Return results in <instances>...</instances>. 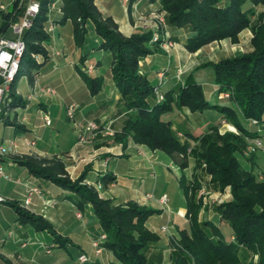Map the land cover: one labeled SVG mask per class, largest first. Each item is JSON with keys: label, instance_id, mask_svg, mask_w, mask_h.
<instances>
[{"label": "trees", "instance_id": "1", "mask_svg": "<svg viewBox=\"0 0 264 264\" xmlns=\"http://www.w3.org/2000/svg\"><path fill=\"white\" fill-rule=\"evenodd\" d=\"M38 2V13L22 33L25 50L20 69L4 97L9 99L8 104L13 108L23 105L15 92L17 79L24 70L29 72L38 66L35 55L47 57L43 45L48 43L49 34L44 30V24L48 21L51 0ZM24 9L25 0L12 1L2 13L0 33L7 31L11 23L23 16ZM58 9L59 16H53L52 21L58 24L71 21L78 44L84 39L86 21L91 20L102 39L98 49L110 53L113 81L123 105L131 111L119 135L130 136L135 143L165 152L183 170L188 165L189 142L178 139L171 122L162 120L164 113L172 111L174 106L198 112L213 109L238 131V134H221L219 125H210L200 136L188 134V138L200 143L199 149L190 154L196 165H203L204 174L210 176L211 188L223 191L229 187L231 199L214 206L219 223L212 219H199L197 210L201 203L190 196L184 174L180 175L179 185L186 200L189 226L179 230L178 238L171 240L169 264H264V175L260 179L252 167L244 169L239 159L245 151L246 138H257L260 132L245 126L244 121L255 120V126L264 122V12L258 14L254 24L251 23V17L257 10L264 9V0H160V9L167 12L168 24L189 32L185 47L190 52L225 38L235 42L243 29L251 30L250 51L198 67L212 70L218 94H228L227 104L210 102L191 75L186 78L185 85L162 91L164 97L158 99L154 88L161 89L162 83L152 84L140 74L139 60L151 54L152 46H159L161 40L152 41L151 31L129 36L121 34L110 16L105 22L101 21L94 0H60ZM79 72L90 94H97L103 78L90 76L84 69ZM2 111L1 116L5 113L4 107ZM18 163L34 176L74 192L79 209L89 203L101 227L99 235H105L101 240L103 249L111 251L120 264H151L149 249L158 242L159 236L147 228L146 221L160 210L135 201H129L125 207L114 206L111 199L99 197L94 189L83 183L85 173L71 180L58 160L43 165L45 160L37 161L30 157L20 159ZM6 203L14 208L21 222L29 223L37 230L48 231L60 244L65 241L42 216L30 213L16 202ZM224 229L229 231L228 238ZM5 263L11 264L9 261Z\"/></svg>", "mask_w": 264, "mask_h": 264}, {"label": "crops", "instance_id": "2", "mask_svg": "<svg viewBox=\"0 0 264 264\" xmlns=\"http://www.w3.org/2000/svg\"><path fill=\"white\" fill-rule=\"evenodd\" d=\"M12 1L2 0L8 8ZM95 1L98 9L111 16L126 36L141 30L138 27L140 22L132 14L135 12L133 7L137 14L146 18L151 17L152 13L163 12L160 0H132L127 6L123 0ZM58 16L57 13L54 15ZM50 22L55 28L45 45L47 57L38 56V66L29 72L25 70L17 79L16 93L21 97L23 105L5 112V118L0 121V144L15 139L20 154L60 159L72 179L85 173L86 182L100 185L101 197L123 203L135 201L160 210L146 221L147 228L159 236L158 242L150 247L148 255L151 264H169L171 240L178 238L179 230L189 226L185 196L182 195L185 204L181 206L174 200L173 193L181 191L179 177L181 174L188 176L189 167L181 170L165 152L135 143L130 136L119 135L131 111L123 105L113 81L110 53L98 49L102 39L93 24H86L84 39L80 45H76L70 21L63 24L52 20ZM164 33L174 43L173 48L165 51L156 46L151 54L140 58L139 73L152 84L164 80L161 89L166 92L178 86L175 79L177 64L188 65L192 56L210 45L189 53L185 47V41L190 36L187 30L167 26ZM238 37L250 43V29H243ZM225 57L229 56L219 54L218 58H208V61L215 62ZM88 59L91 61L87 65L94 68L87 74L103 78V85L95 95L90 94L79 72L86 67ZM203 69L209 71L206 79L200 77ZM190 75L201 85L203 94L210 102L219 103L216 98L217 86L209 67H193L185 77ZM50 89L51 92L48 91ZM70 105L74 106L73 124L66 113ZM45 114L51 118L49 125L44 123ZM161 118L171 122L180 141L188 140L189 143L193 141L187 137L188 134L197 137L210 125L220 127L224 123L222 114L216 110L204 109L198 112L176 106ZM88 121L103 124L111 122L114 137L104 136L101 130H86ZM56 127L65 128L64 135L57 136L58 131H54ZM251 128L259 129L258 137L264 136V122ZM60 140L65 141L62 143ZM29 141L33 144L30 145ZM239 159L249 163L250 167L256 166L255 162H251L253 158L240 155ZM3 165L6 174L12 179L0 178V195L3 197L0 202V264H6L5 261L11 264H115L114 255L109 250L103 249L98 256L94 254L91 241L100 234L101 227L89 203L79 209L75 204L77 196L74 192L48 179L34 176L18 163L17 157L6 156ZM174 167L179 171L178 176L169 172ZM30 186H36L40 194H33L30 203L23 206ZM228 191L226 189L224 193ZM164 194L167 197L166 204L159 201ZM7 201L16 202L30 213L42 216L65 241L60 244L48 231L37 230L31 224L21 222ZM207 212L202 219H212L219 223L214 211ZM162 226H166V231H161ZM81 254L88 255L89 260L79 262Z\"/></svg>", "mask_w": 264, "mask_h": 264}, {"label": "rangeland", "instance_id": "3", "mask_svg": "<svg viewBox=\"0 0 264 264\" xmlns=\"http://www.w3.org/2000/svg\"><path fill=\"white\" fill-rule=\"evenodd\" d=\"M27 1L28 0H25V8H26V5H27ZM59 1L60 0H51V3L48 5V8H49L48 12H47L48 21L45 22V24H44V30L48 34H51L54 31L55 25L53 24V26H50L52 24V22H50V21L53 19V16L56 15V13H60V9H58ZM123 1H124V4L126 6H127V4L130 5V3H132L131 0H123ZM94 3L96 5V1L95 0H94ZM1 6L5 7V9L2 10ZM96 7H97V5H96ZM133 8H134V11H135V12L133 11L134 13H132L133 16L137 20V22H140V23H138V27L140 26L139 28L141 29L140 32L151 31L152 34H153L152 41L161 40L160 43H159V47L163 48L165 51H169L170 48H173L174 43H171L169 38H168V35L164 33L165 28L167 26H170L168 24V22H167V12L162 10L163 12H161V13H152L150 15L151 17H149V18L147 17L146 18L144 15L137 14L135 7H133ZM7 9H8V7L6 6V4L3 3L2 0H0V24L3 21L2 13L4 11H6ZM97 9H98V7H97ZM98 11L100 13L101 21L105 22L106 18L109 15L102 13L99 9H98ZM262 11L264 12V9L263 10H261V9L257 10V13L254 16L251 17V23L252 24H254L257 21L258 14L260 12H262ZM21 19H22V16L20 18H18L16 21H14L13 23L19 22ZM113 21H114V19H113ZM87 23L93 24V22L91 20H88L85 23V27H86ZM117 26H118V24H117ZM72 28H73L74 43L76 45H80L82 42H80L78 44V42L76 41V38H75V35H74L73 24H72ZM9 29H10V26L7 29V31H5L4 33H0V34L1 35H6L7 37H12ZM247 29H249V28H247ZM118 30H119V27H118ZM119 32H121V31L119 30ZM121 34H123V33L121 32ZM251 34H252V32H251ZM222 40H224V39H222ZM222 40L213 41V42H211L209 44H206V45H210V46H208L205 49H202L201 51H198L199 49L196 50V51H198L197 55L192 56L193 59L188 65H184V63H178L177 64V66L175 68L176 69L175 70V79H176V82H177L178 86L179 85L180 86L185 85V81H186V78H187V77H185L186 73L189 72V70H191V68H193V67L198 68L199 66H201L204 63L211 62V61H208L209 60L208 58H212V59L218 58L219 54H224V55H227V56L231 57V56H234L235 54H240V53L248 52V51L251 50V44L246 42V41H244V40L241 41V39H239V37H237V41H235V42L232 41L229 38H225V40H227V42L221 43L220 41H222ZM241 42H242V44H240ZM45 45L46 44H44L43 46L46 48ZM206 45H204V46H206ZM155 47L156 46H152L153 49ZM196 51H194V52H196ZM189 53H190V51H189ZM38 56L39 55H35L34 58L37 59ZM105 58L102 59L103 62H104ZM89 59L87 60V63H85L86 67L83 68L84 72H86V73H90L93 70V68H94V66H92V65H87L91 61ZM110 59H111V57H110ZM92 62H94V61H92ZM19 69H20V67H19ZM24 72H25V70H24ZM208 72H209L208 69H203V71L200 72V77L203 78V79H206L208 77V74H209ZM16 75H15V77H16ZM160 82H162V84H163L164 80H162V81L160 80ZM10 86H11V84H10ZM10 86H9L7 91H9ZM48 91L51 92L52 90L50 89ZM15 92H16V85H15ZM154 94H155V97L157 96L158 99L159 98L163 99V97H164V94L162 93V89H160L159 87L154 88ZM227 96H228L227 93L226 94H220V95L218 94V95H216V98H218L219 103H226L227 104L228 103V97ZM4 97H5V95H4ZM4 97H3V101L1 103L0 121H1L2 118H5L4 117L5 113H4L3 116H1V113L3 112L2 111L3 107L5 108V112L6 111L10 112L13 109V107H10L9 104H8L9 103V99L8 98L4 99ZM69 109H71L73 111L72 112V117H69L68 115H67V117H68V120L71 122V124H73L74 121L72 119L74 118V106L70 105L68 107L67 111ZM7 119L9 120V117ZM222 122H224V123H221V125L219 127V132L221 134L225 133V132H232V133L238 134V131L236 130V128L230 122H228L225 119ZM248 122H251V124L253 125L255 120H253V121H250V120L249 121H244V125L247 126L248 128H251L252 126L249 125ZM89 123H94V127H92V128L90 127L89 128ZM256 123H257V121H256ZM111 124H112L111 122L108 123V124H103V123H97L95 121H88L86 126H85V129L86 130H93V131L101 130L104 136L113 138L114 135H115V132L112 129ZM107 126L110 127V130H111L110 134L105 129ZM254 126H255V124H254ZM206 130L204 132H206ZM54 131H56V132L58 131V133L56 135L61 137L65 133V128L56 127V130H54ZM210 134L212 135V133H210ZM256 139H259L261 141V145L258 146V145L255 144L254 140H256ZM60 141L63 143L65 140H60ZM29 142H31V141H29ZM30 145H32V144H30ZM199 146H200L199 142H194L193 141V142L189 143V147L187 149V154H188V165H187V167H189V171H188L189 175L188 176L184 175V178H185L184 180H185V184L188 187V191H189L190 196H192L194 200L199 201L201 203L199 209L197 210V213H198V218L202 219L203 217H205L208 214L207 211L213 212V208H214L215 205H217V204H219L221 202L230 200L231 199V194L229 193L230 192V190L228 189L229 187H226L223 191H215V190H213L211 188L210 182H209L210 176L204 174L203 165L202 166L196 165L195 159L190 154L191 151L198 150ZM9 156L17 157V160L26 159V158H30V157L35 159V160H37V161L38 160L39 161L40 160H45V163H43V165L44 164L45 165H50L54 161H57V160L61 161L60 159H58L56 157L55 158H51V159H47V158H39V157H36L34 155H23V154H20L19 151L17 152V154H14V155L11 154ZM241 156H243L244 158H253V160L251 162H255V165H256L255 167H252L253 168V172H254V174H256L261 179L262 176L264 175V136L257 137V138H254V139L246 138L245 151H244V153ZM62 164L64 165V170H65L66 175L71 180H75L81 175L80 174L78 177L72 179L70 177L68 171L66 170L65 164L63 162H62ZM241 165H242V167L244 169H247V170H249L251 168L250 167L251 165H249V163H245L242 160H241ZM169 172H171V174L175 175V176H178V174H179V171L175 167H174V169H172ZM83 183L86 184L88 187H91L92 189H94L98 193V196L101 197V195H100L101 186L100 185H97V184L95 185V184H92V183L86 182V181H84ZM226 189L229 190L227 194L224 193ZM173 193L175 195L174 196V200H177V203L179 202V204L181 206L184 205L185 202L182 200L183 199L182 195H184L182 189H181V191H177V192H173ZM102 198H104V197H102ZM108 199H111V198H108ZM111 200L113 201L114 206H121V207H125L127 205V203L129 202V201H127V202L123 203V202H118V201L113 200V199H111ZM223 232L225 234V237L228 238L229 237V231L227 229H224ZM46 251L49 252L48 250H46ZM114 260H115V264H120L119 261H117L116 258Z\"/></svg>", "mask_w": 264, "mask_h": 264}, {"label": "built area", "instance_id": "4", "mask_svg": "<svg viewBox=\"0 0 264 264\" xmlns=\"http://www.w3.org/2000/svg\"><path fill=\"white\" fill-rule=\"evenodd\" d=\"M2 10L5 7H2ZM39 10V2L38 0H28L26 8L24 10L22 19L19 22L12 23L10 25V33L12 37H7L6 35L0 34V111H1V103L3 101V97L7 92L11 82L14 80L15 75L18 72L20 67V61L22 54L25 49V44L22 39V33L25 29L29 28L31 25L32 18L38 13ZM53 26V23L50 25ZM51 29V28H50ZM160 99V98H159ZM72 110L69 109L67 111V115L72 117ZM44 123L49 125L51 123V118L48 114H45L43 117ZM94 127V123H89V128ZM108 133L110 134L111 130L110 127L107 126L105 128ZM256 145H261V141L259 139L254 140ZM33 144V142H29ZM18 152V143L15 139L8 140L6 143L0 144V178L5 179H12L11 176L7 175L3 165V159L6 156L17 154ZM18 181V180H16ZM33 194H40V190L36 186L28 187L26 191V196L24 202L22 203L23 206H27L30 203V198ZM151 197V195H148ZM3 201V197L0 195V202ZM160 203L166 204L167 197L166 195H162L159 198ZM78 216H81L80 213H77ZM161 231H166V226L161 227ZM105 238L104 234L99 235L97 238H94L91 241V245L94 249V254L98 256L103 247L101 245V240ZM89 260L88 255L81 254L78 257L79 262H85Z\"/></svg>", "mask_w": 264, "mask_h": 264}]
</instances>
